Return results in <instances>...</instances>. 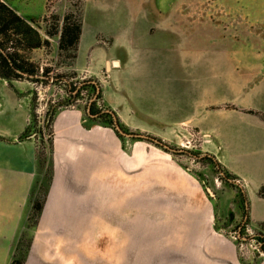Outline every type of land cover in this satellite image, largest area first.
Listing matches in <instances>:
<instances>
[{"label": "rangeland", "instance_id": "1", "mask_svg": "<svg viewBox=\"0 0 264 264\" xmlns=\"http://www.w3.org/2000/svg\"><path fill=\"white\" fill-rule=\"evenodd\" d=\"M1 1L47 40L41 47L18 50L19 56L36 68L33 77L23 75L10 81L0 77V129H10V119L20 124L27 99L31 125L28 132H33L38 150L45 152L47 176L53 128L52 122L46 120H53L62 109L74 107L90 122L88 108L94 104L113 112L122 130L132 134L119 137L115 133L126 153L141 146L146 151L148 167L151 163L166 165L169 170L177 166L180 179L205 182L203 191L211 190L217 199L215 207H221L226 200L222 205L226 216L238 213L239 207L244 213L245 198L240 191L248 185L247 180L230 174L224 167L230 166L228 162L222 166L209 149L235 163L236 155L226 151L246 147L245 125L253 126L257 120L264 124V0ZM65 16L81 24L75 50L58 47ZM54 26L57 34L49 36L47 31ZM15 94L21 103L17 107L12 106V101L17 100ZM161 109L162 115H156ZM213 114L222 116L211 135L205 127L213 122H203V118ZM228 116L240 117L242 122ZM176 117L178 122L163 121ZM139 135L160 140L176 151L170 152ZM9 148L0 144L1 160L13 154ZM251 150L237 156V165L263 170L247 186L249 194L259 196L258 190L264 186V151ZM45 178L41 177L38 188L44 186ZM235 191L238 208L233 203ZM256 202V212L263 215L264 201L256 198ZM159 213L149 214L145 227L130 228L131 235L125 236L130 237V251L118 249L122 234L115 235V251L107 248L108 236L99 234L98 251L81 252L83 264H119L123 255L128 258L126 264H154L156 258L160 259L158 264H168L171 260L161 263V252L157 251L170 241L169 234H163L166 220ZM127 220L123 216L106 218L100 225H114L122 231ZM241 221L237 240L231 235H235L239 224L217 231L234 244L243 264H259L264 260V254H260L264 253V243L257 245L264 240V222L250 228L247 220ZM179 227H184L180 220ZM32 228L31 224L25 230L28 244Z\"/></svg>", "mask_w": 264, "mask_h": 264}, {"label": "crops", "instance_id": "2", "mask_svg": "<svg viewBox=\"0 0 264 264\" xmlns=\"http://www.w3.org/2000/svg\"><path fill=\"white\" fill-rule=\"evenodd\" d=\"M15 95L17 100L12 101V106L17 107L21 103ZM25 103L20 124L10 119L12 127L0 129V144L13 151L11 156L0 159V264H10L26 226L32 194L42 177L36 165L34 134L19 137L29 123L27 99ZM162 112L161 109L156 115L161 116ZM220 116L203 118V122H213L205 127L211 135L215 134L212 131ZM232 119L242 122L240 117ZM83 121L80 109L74 107L58 111L52 121V179L38 222L31 230L23 264H83L81 252L98 251L101 233L108 236L107 248L111 251L117 249L115 235L122 234V246L118 249L130 251V237H125L131 235L130 228L145 227L147 216L157 211L166 220L163 234H169L170 240L157 249L161 263L170 259L168 264H243L234 244L220 231L234 223L238 225L241 220H247L250 228L264 222V214L260 215L254 207L256 198L264 199L257 193L249 194L247 187L263 170L237 165L238 155L248 154L250 149L255 153L264 151L262 121L245 125V148L226 151L236 155V165L209 149L222 166L228 162L230 166L224 167L230 174L248 182L244 189L240 187L245 198L244 213L239 210L235 191L233 203L238 204L239 214L232 208L235 214L229 216L222 208L226 200L221 207H215L217 199L206 188L204 193L203 181L180 179L177 166L171 165L174 168L169 170L166 165L151 163L148 167L144 148L133 147L130 154L126 153L113 130ZM163 121L179 120L176 117ZM218 147L222 148L219 144ZM122 216L129 219L122 231L114 225H100L102 219ZM179 220L184 227H179ZM159 260L154 259V264ZM126 261L128 258L123 255L119 264ZM259 264H264V260Z\"/></svg>", "mask_w": 264, "mask_h": 264}, {"label": "trees", "instance_id": "3", "mask_svg": "<svg viewBox=\"0 0 264 264\" xmlns=\"http://www.w3.org/2000/svg\"><path fill=\"white\" fill-rule=\"evenodd\" d=\"M81 33V24L78 20H71L69 16H65L63 24L61 26V33L58 41V47L61 50H75L78 43V39ZM49 36H54L57 34V27L54 26L51 30L47 31ZM47 40L42 39L38 31L23 17L11 9L6 3L0 0V77L10 81L12 79H17L26 75L28 77H33L37 73L36 68L30 62L22 59L18 50L23 49H33L41 47L46 44ZM89 109V115L87 119L90 120L89 125L97 124L105 127H109L114 130L117 136L122 137L115 128H114V118L113 112L101 110L96 108L94 104H91ZM53 116V115H52ZM83 118V123L87 124L86 118ZM47 122H52V118H48ZM115 121L119 123L116 118ZM120 124V123H119ZM31 125L26 126L24 132L20 134V138L30 135L29 129ZM28 133V134H25ZM154 139V138H153ZM150 140V139H149ZM157 140V139H156ZM152 142V140H150ZM158 146L165 145L160 140L158 143L154 142ZM170 148V147H169ZM165 149V148H164ZM171 149V148H170ZM167 150V149H166ZM170 152L176 150H169ZM44 150L36 149V165L38 167L39 173L43 172L44 177H46V183L44 186L41 184L38 188L34 190L31 197V207L28 213L27 222L24 231L22 232L14 255L10 261V264H23L28 252L29 244L25 242V230L31 224L34 227L38 222L40 214L43 209V205L46 199V195L49 189V185L52 179V133L50 135V147H49V157H50V174L47 176V160L45 161ZM42 159V160H41ZM44 161L47 163L45 166ZM44 163V164H43ZM214 166V163H212ZM226 175H229L225 171ZM42 176V177H43ZM229 177V176H228ZM199 180V179H198ZM200 182L202 180H199ZM226 182L227 180L224 179ZM201 185L204 187L205 182H201ZM38 188V189H37ZM258 194L261 197H264V186H261L258 190ZM240 195V194H239ZM264 226V223L262 224Z\"/></svg>", "mask_w": 264, "mask_h": 264}, {"label": "water", "instance_id": "4", "mask_svg": "<svg viewBox=\"0 0 264 264\" xmlns=\"http://www.w3.org/2000/svg\"><path fill=\"white\" fill-rule=\"evenodd\" d=\"M114 126H115V130H116L119 134L126 135V136H128V137H131V136H132V134L125 133V132L122 130V128L119 126V124L115 121V118H114ZM139 136L144 137V138H146V139L149 138L150 140H152V141L158 143V140H156V139H153V138H150V137H147V136H143V135H139ZM163 148H165V149H167V150H171V149H170L168 146H166V145H163ZM206 190H207L208 193L212 194V192H211V190H210L209 188H206Z\"/></svg>", "mask_w": 264, "mask_h": 264}, {"label": "built area", "instance_id": "5", "mask_svg": "<svg viewBox=\"0 0 264 264\" xmlns=\"http://www.w3.org/2000/svg\"><path fill=\"white\" fill-rule=\"evenodd\" d=\"M234 181V180H233ZM234 184H236V185H239L240 186V184H239V182L238 181H234ZM241 187V186H240ZM242 227V224H240V226H238V228L236 229V231H235V235H231V238L232 239H234V240H237L238 238H239V229ZM244 231H246V233H250L252 236H254L253 235V233L251 232V230L248 228V227H244ZM249 234V235H250ZM264 243V240H262V242L261 243H257V245H258V247H261L262 246V244ZM261 253L260 254H264V253H262L263 251H260Z\"/></svg>", "mask_w": 264, "mask_h": 264}]
</instances>
